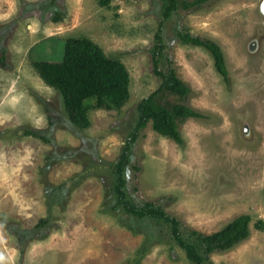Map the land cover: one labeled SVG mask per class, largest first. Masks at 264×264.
I'll use <instances>...</instances> for the list:
<instances>
[{"label":"rangeland","instance_id":"obj_1","mask_svg":"<svg viewBox=\"0 0 264 264\" xmlns=\"http://www.w3.org/2000/svg\"><path fill=\"white\" fill-rule=\"evenodd\" d=\"M166 3L0 0V264H194L170 223L115 206L116 163L134 136L123 172L129 201H154L206 234L249 214V237L210 258L264 264V0H210L163 21L159 67L175 69L191 88L185 102L204 115L180 125L181 144L150 122L136 129L139 101L161 83L152 54ZM176 30L217 42L227 79ZM71 37L91 39L129 73L127 99L108 108L86 100L84 125L34 65L61 60ZM32 129L49 142L25 134Z\"/></svg>","mask_w":264,"mask_h":264},{"label":"trees","instance_id":"obj_2","mask_svg":"<svg viewBox=\"0 0 264 264\" xmlns=\"http://www.w3.org/2000/svg\"><path fill=\"white\" fill-rule=\"evenodd\" d=\"M209 1L167 0L163 18L155 34L156 44L152 54L153 71L161 78V83L147 97L139 101L137 130L144 128L150 122L153 130L181 144L183 137L180 125L188 118L204 117L185 102L191 92L190 86L177 75L171 65L164 71L160 69L159 62L164 49L161 35L163 21L173 12L200 8ZM55 14L56 20L62 18L61 12L57 11ZM176 36L184 44L200 46L208 50L213 57L216 70L227 79L224 54L217 42L189 31L176 30ZM4 65L3 52L0 66ZM34 65L44 82L61 94L71 118L82 125L88 122L86 100L93 98L97 107L108 108L112 104H121L128 97L129 73L124 63L118 57L106 55L98 44L87 37L67 38L61 60H38ZM25 134L45 142L50 140L36 129L25 130ZM135 140L136 136L127 141L120 154V160L116 163L118 197L115 206L122 207L126 213L139 219H160L170 223L173 238L194 264H214L210 258L211 253L231 249L249 237L251 222L249 214H241L221 229L206 234L186 228L177 217L167 213L154 201H146L141 205L129 201L124 189L123 172L128 163L129 145ZM47 222V218H41L38 225ZM256 226L262 228L263 222L258 221Z\"/></svg>","mask_w":264,"mask_h":264}]
</instances>
